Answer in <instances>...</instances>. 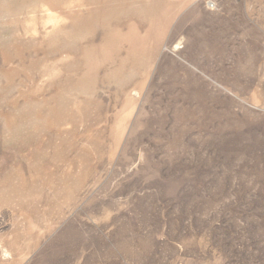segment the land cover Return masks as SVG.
<instances>
[{
	"label": "rangeland",
	"instance_id": "374dc122",
	"mask_svg": "<svg viewBox=\"0 0 264 264\" xmlns=\"http://www.w3.org/2000/svg\"><path fill=\"white\" fill-rule=\"evenodd\" d=\"M0 264H264V0H0Z\"/></svg>",
	"mask_w": 264,
	"mask_h": 264
}]
</instances>
